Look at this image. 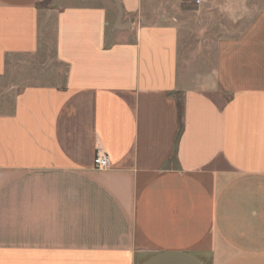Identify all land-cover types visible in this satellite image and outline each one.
<instances>
[{"label": "crops", "instance_id": "obj_1", "mask_svg": "<svg viewBox=\"0 0 264 264\" xmlns=\"http://www.w3.org/2000/svg\"><path fill=\"white\" fill-rule=\"evenodd\" d=\"M118 1L0 0V264H264V0Z\"/></svg>", "mask_w": 264, "mask_h": 264}, {"label": "rangeland", "instance_id": "obj_2", "mask_svg": "<svg viewBox=\"0 0 264 264\" xmlns=\"http://www.w3.org/2000/svg\"><path fill=\"white\" fill-rule=\"evenodd\" d=\"M61 3L66 4L68 0H61ZM152 3L154 10L157 12V16L152 17V21L160 22L166 19L174 24H178L180 26L179 34L181 35L182 42L184 43L187 41V52L189 49L192 51L194 46L198 45V41H205L207 35L208 38L212 37L210 42L198 45V52L196 55L195 53H187L189 62L190 60L194 61V56H196L201 58L202 63L211 64L212 58H214L215 44L219 41L218 39H220V37L225 35L223 33H213L214 30L218 32L219 25H226L224 24V20L221 19L222 16L219 17L218 11L215 10L214 13L210 14V9L202 7V5L196 3L195 0H188V2H185V0H152ZM182 22L184 23V28L182 27ZM204 22H206V24H204ZM209 24H212L211 30V25L208 27ZM206 27H208L207 31H210L205 34L204 30ZM204 34L206 36H204ZM191 66L192 65H190V67ZM201 71H206V69H202ZM192 73L194 72L186 70V76H189V74L193 75Z\"/></svg>", "mask_w": 264, "mask_h": 264}, {"label": "built area", "instance_id": "obj_3", "mask_svg": "<svg viewBox=\"0 0 264 264\" xmlns=\"http://www.w3.org/2000/svg\"><path fill=\"white\" fill-rule=\"evenodd\" d=\"M196 3L201 2V0H195ZM93 165L94 168L98 170H104L109 168L110 166V160L109 157L106 153L98 150L97 153L95 154V157L93 159Z\"/></svg>", "mask_w": 264, "mask_h": 264}, {"label": "water", "instance_id": "obj_4", "mask_svg": "<svg viewBox=\"0 0 264 264\" xmlns=\"http://www.w3.org/2000/svg\"><path fill=\"white\" fill-rule=\"evenodd\" d=\"M113 2L115 3L116 9H117V19L116 22H120L121 21V17H122V8L121 5L119 3L118 0H113Z\"/></svg>", "mask_w": 264, "mask_h": 264}]
</instances>
